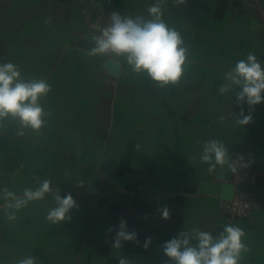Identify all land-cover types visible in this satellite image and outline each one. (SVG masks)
I'll return each mask as SVG.
<instances>
[{
    "label": "crops",
    "instance_id": "obj_1",
    "mask_svg": "<svg viewBox=\"0 0 264 264\" xmlns=\"http://www.w3.org/2000/svg\"><path fill=\"white\" fill-rule=\"evenodd\" d=\"M156 2L0 0V63L11 62L23 78L43 79L52 89L40 100L48 115L39 133L14 121L0 127V264L28 256L37 264H118L121 257L130 264H167L162 245L180 231L199 228L217 236L226 224L246 232L242 264H264V102L245 103L252 121L239 126L235 94L219 92L224 72L249 52L264 62V0L162 4L164 20L181 33L189 53L175 86L160 88L123 63L115 76L103 57L77 45L113 11L148 18ZM209 139L253 164L257 183L251 189L260 205L250 216L232 220L223 200L198 193L207 180L235 182L229 170L209 174L200 161ZM43 179L62 197L72 194L78 207L70 220L45 219L56 206L53 194L9 207L3 189L22 197ZM164 206L167 220L159 211ZM121 219L139 243L114 249Z\"/></svg>",
    "mask_w": 264,
    "mask_h": 264
},
{
    "label": "clouds",
    "instance_id": "obj_2",
    "mask_svg": "<svg viewBox=\"0 0 264 264\" xmlns=\"http://www.w3.org/2000/svg\"><path fill=\"white\" fill-rule=\"evenodd\" d=\"M167 0H157L148 7V18L142 15L128 16L113 11L106 24L98 27L90 35L88 43L92 45L88 54L103 57L117 65L126 64L129 70L147 78L160 88L177 85L185 72L188 62V48L183 36L164 20L162 4ZM174 6L185 5L187 0H172ZM51 85L43 79H25L19 67L11 62L0 63V127L5 121L17 122L20 129H31L39 133L45 125L48 113L40 104L42 97L51 92ZM221 95L235 94V101L241 110L234 123L244 126L252 121L251 114H245L243 105L249 108L264 102V62L255 53L249 52L235 66L223 74V83L219 86ZM229 115L221 116V122ZM23 135V131L19 132ZM200 161L207 165L209 174L221 173L227 169L237 174L241 167L248 165L243 157L233 159L227 146L217 140L204 142ZM4 198L13 203L9 207L20 209L30 201L43 200L46 194H53L56 206L47 211L45 219L51 224H61L71 219L70 213L78 205L71 193L59 194L54 191L52 181L43 179L35 189L25 188L22 197L3 189ZM164 220L170 218L167 206L159 209ZM9 219H15L10 215ZM111 231V229L109 230ZM246 232L240 226L226 224L223 230L214 236L211 232L192 228L180 231L176 237L164 242L163 253L167 264H242L244 254L249 251L245 242ZM125 242L139 243L138 234L129 231L126 221L121 219L112 242L114 249H121ZM151 237L146 238L143 247L148 248ZM18 264H37L35 258L28 256ZM118 264H130L125 258H119Z\"/></svg>",
    "mask_w": 264,
    "mask_h": 264
},
{
    "label": "built area",
    "instance_id": "obj_3",
    "mask_svg": "<svg viewBox=\"0 0 264 264\" xmlns=\"http://www.w3.org/2000/svg\"><path fill=\"white\" fill-rule=\"evenodd\" d=\"M108 20L109 19L105 20L102 25L106 24ZM237 157L241 156H236L233 159H236ZM242 163H245L248 166L241 167L238 173L234 174L235 183L237 186L238 184H243L247 186V188L238 187L234 198L229 201H223L227 214L232 220H238L250 216L254 209L260 205V201L251 189L257 183V172L248 159L243 158Z\"/></svg>",
    "mask_w": 264,
    "mask_h": 264
},
{
    "label": "water",
    "instance_id": "obj_4",
    "mask_svg": "<svg viewBox=\"0 0 264 264\" xmlns=\"http://www.w3.org/2000/svg\"><path fill=\"white\" fill-rule=\"evenodd\" d=\"M94 32H88L84 34L82 38L79 39L77 45L87 51H90L92 45L88 43L90 35ZM105 68L109 70L115 76H119L121 72V64L117 65L111 61H106ZM238 186L233 181H216V180H207L200 184L198 193H209L223 201H229L235 197Z\"/></svg>",
    "mask_w": 264,
    "mask_h": 264
},
{
    "label": "rangeland",
    "instance_id": "obj_5",
    "mask_svg": "<svg viewBox=\"0 0 264 264\" xmlns=\"http://www.w3.org/2000/svg\"><path fill=\"white\" fill-rule=\"evenodd\" d=\"M146 80H149V79H146Z\"/></svg>",
    "mask_w": 264,
    "mask_h": 264
}]
</instances>
